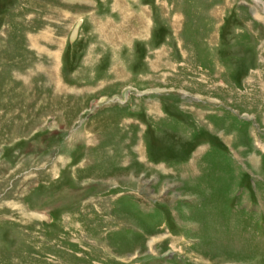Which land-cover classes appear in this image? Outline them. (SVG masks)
I'll list each match as a JSON object with an SVG mask.
<instances>
[{
	"label": "rangeland",
	"instance_id": "obj_1",
	"mask_svg": "<svg viewBox=\"0 0 264 264\" xmlns=\"http://www.w3.org/2000/svg\"><path fill=\"white\" fill-rule=\"evenodd\" d=\"M127 2L0 0V264H264V0Z\"/></svg>",
	"mask_w": 264,
	"mask_h": 264
},
{
	"label": "crops",
	"instance_id": "obj_2",
	"mask_svg": "<svg viewBox=\"0 0 264 264\" xmlns=\"http://www.w3.org/2000/svg\"><path fill=\"white\" fill-rule=\"evenodd\" d=\"M117 2H122V5H120V8L116 6L115 3H113L110 8H112V11H121L122 15L120 18L124 19L125 17L128 18L129 20H135L136 21V26H131V23H128L129 26H120V25H115L112 22H105L100 23L99 27H95V30L98 34H101L102 36L108 37L109 34H114L118 38L116 43H127V44H132L136 42L137 40H142L143 37H146L147 34V25L145 22H143L142 25V15H141V10L139 11V14H136L135 11H132L131 7L128 4V0H116ZM129 1H135V0H129ZM115 2V0H114ZM89 19L94 18L93 14L91 13L88 16ZM110 18V19H109ZM107 18V21L111 20V17ZM127 24V23H126ZM111 30V31H110Z\"/></svg>",
	"mask_w": 264,
	"mask_h": 264
}]
</instances>
